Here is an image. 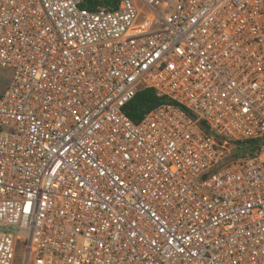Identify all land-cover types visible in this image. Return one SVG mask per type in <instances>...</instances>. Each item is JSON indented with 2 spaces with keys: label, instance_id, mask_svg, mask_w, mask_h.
Listing matches in <instances>:
<instances>
[{
  "label": "built area",
  "instance_id": "1",
  "mask_svg": "<svg viewBox=\"0 0 264 264\" xmlns=\"http://www.w3.org/2000/svg\"><path fill=\"white\" fill-rule=\"evenodd\" d=\"M84 1L0 0V264H264V0Z\"/></svg>",
  "mask_w": 264,
  "mask_h": 264
},
{
  "label": "trees",
  "instance_id": "2",
  "mask_svg": "<svg viewBox=\"0 0 264 264\" xmlns=\"http://www.w3.org/2000/svg\"><path fill=\"white\" fill-rule=\"evenodd\" d=\"M120 0H85L83 5L90 8H96L97 6H103L107 9H115L118 6ZM6 88V87H5ZM4 88V89H5ZM4 91V90H3ZM3 93V92H2ZM0 94V96L2 95ZM170 102L167 98L159 97L154 88H146L139 91L136 96L126 105L125 113L135 122L140 121L144 115L157 106ZM201 129L210 134L208 126L201 124ZM218 146L229 147L231 143L223 140L220 137L216 138ZM259 146L258 140L249 143V152H253ZM228 152H226V159L229 158Z\"/></svg>",
  "mask_w": 264,
  "mask_h": 264
},
{
  "label": "rangeland",
  "instance_id": "3",
  "mask_svg": "<svg viewBox=\"0 0 264 264\" xmlns=\"http://www.w3.org/2000/svg\"><path fill=\"white\" fill-rule=\"evenodd\" d=\"M13 75V71L9 68H0V94L3 92L4 88L10 82ZM201 180V178H198Z\"/></svg>",
  "mask_w": 264,
  "mask_h": 264
}]
</instances>
